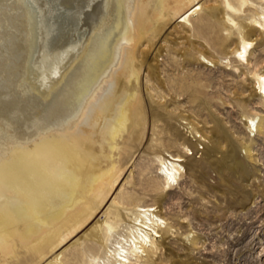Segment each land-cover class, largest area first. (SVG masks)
<instances>
[{
	"label": "bare ground",
	"instance_id": "1",
	"mask_svg": "<svg viewBox=\"0 0 264 264\" xmlns=\"http://www.w3.org/2000/svg\"><path fill=\"white\" fill-rule=\"evenodd\" d=\"M222 2L233 12L257 6ZM199 7L198 0H0V264L155 263L164 217L129 192L63 242L120 186L145 131L138 44L171 15L191 11L202 19ZM258 7L253 28L264 30V0ZM228 20V35L232 26L240 30ZM252 44L241 36L235 58L249 64ZM148 67L156 70L153 62ZM250 75L264 103V71L256 64ZM262 123L258 113L245 117L251 136ZM191 128L192 141L205 139ZM182 149L187 153L155 156L162 187L182 174L193 152ZM88 236L93 241L83 249Z\"/></svg>",
	"mask_w": 264,
	"mask_h": 264
},
{
	"label": "rangeland",
	"instance_id": "2",
	"mask_svg": "<svg viewBox=\"0 0 264 264\" xmlns=\"http://www.w3.org/2000/svg\"><path fill=\"white\" fill-rule=\"evenodd\" d=\"M198 1L202 19L191 11L171 15L159 33L147 34L138 44L145 131L120 186L107 195L87 227L69 235L63 245L100 220L122 192H129L133 202L157 206L165 220L152 264H264V103L250 75L256 64L264 71V30H256L252 22L261 12L259 0H253L256 7L248 4L238 12L223 0ZM189 14L190 21H184ZM229 17L240 27L232 26L231 35L225 30ZM241 36L253 41L249 64L235 58ZM255 113L263 128L251 136L245 117ZM187 127L203 133L205 141H192ZM184 138L191 144L183 143ZM183 145L193 152L185 155L178 181L162 187L155 156L186 154ZM92 241L86 237L81 247ZM75 252L70 250L66 258Z\"/></svg>",
	"mask_w": 264,
	"mask_h": 264
}]
</instances>
